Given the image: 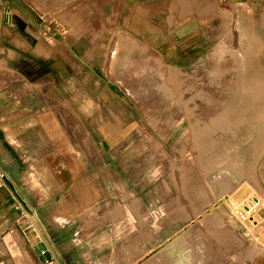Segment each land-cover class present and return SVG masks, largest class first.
Instances as JSON below:
<instances>
[{
	"label": "rangeland",
	"instance_id": "1",
	"mask_svg": "<svg viewBox=\"0 0 264 264\" xmlns=\"http://www.w3.org/2000/svg\"><path fill=\"white\" fill-rule=\"evenodd\" d=\"M34 2L48 34L82 21L78 0ZM192 4L200 33L181 34L167 19V43L184 47L173 53L177 66L123 28L102 36L100 60L81 79L70 69L75 80L64 86L37 84L10 52L0 55V83L47 95L44 108L69 141L70 157H46L56 199L70 191L54 215L66 236L60 249L74 254L65 264H251L258 248L264 254V0ZM241 8L253 12L251 23H237ZM180 22L189 29L190 17ZM220 42L228 48L216 54ZM248 89L255 103L241 116L232 108ZM74 91L85 96L70 98ZM9 250L21 264L38 262Z\"/></svg>",
	"mask_w": 264,
	"mask_h": 264
},
{
	"label": "crops",
	"instance_id": "2",
	"mask_svg": "<svg viewBox=\"0 0 264 264\" xmlns=\"http://www.w3.org/2000/svg\"><path fill=\"white\" fill-rule=\"evenodd\" d=\"M194 2L78 0L81 23L70 24L69 32L63 28L60 33L48 34L45 14L34 0H0V55L10 52L12 61L20 65L21 71L29 74L37 84L45 81L48 85L61 81L64 86L75 80L70 69L77 68L81 79L83 70L87 71L86 67L100 56L102 36L110 34L108 41L116 28H123L136 43L157 53L165 63L177 66L180 64H177L173 53L184 50V47L178 46L177 41L167 43L168 32L174 31L168 29L167 19H173L172 26L175 30L179 29L181 34L200 33L206 26L198 25L200 14L193 8ZM50 5L51 2H48ZM187 17H190L191 22L184 23L189 29L182 30L180 19L182 21ZM109 18L117 19V25H109ZM191 23H195V30ZM39 43L45 52L39 53ZM195 46L190 44L186 49ZM101 57L102 54L99 60ZM42 66L46 67V71ZM82 66L84 68L81 69ZM21 80L25 78L21 76ZM9 86L0 83V171L5 174L0 183V262L21 264L10 253L9 249H13L24 251L29 258L37 259V264H65L63 259L71 258L74 254L71 250L60 249L59 245L66 240V236L56 229L59 225H56L54 215L60 205L70 200V191L64 186L63 196L56 199L54 173L46 157H70L66 149L69 141L54 113L44 108L47 95L20 93L17 88L13 89L14 85L11 88ZM79 92L74 91L73 96L67 95L81 99L85 95ZM102 97L106 98L107 95L103 94ZM79 103L78 112L87 114L82 100ZM56 202L60 205L56 206ZM27 231L35 234L33 243ZM38 245L43 255H47L44 259L36 251ZM251 264H264V255L254 257Z\"/></svg>",
	"mask_w": 264,
	"mask_h": 264
},
{
	"label": "bare ground",
	"instance_id": "3",
	"mask_svg": "<svg viewBox=\"0 0 264 264\" xmlns=\"http://www.w3.org/2000/svg\"><path fill=\"white\" fill-rule=\"evenodd\" d=\"M241 11H242V17H240L237 21L238 24H242V21H248L251 23V21L254 19L253 17V12L251 10H245L244 8H241ZM241 16V15H240ZM262 23H264V7H263V11H262V19H261ZM228 47L223 44L222 42L218 43L216 45V48H215V51H216V54H221L223 53ZM44 47L41 43H39L38 45V51L39 53H42V52H45V50H43ZM244 52V51H243ZM241 52H239V55L241 56L242 54H240ZM243 57V63H242V68L240 69V72L243 73V70L247 69V65L249 60L248 58L246 57V54L242 56ZM242 78H243V81L244 82H247V78L245 77V75H243L241 77V81H240V84H242ZM170 79H173L170 77ZM249 91H247L246 95L242 97V99H240L239 102H236V105L233 106V110L240 114L242 116L247 114L248 112V109L251 108V106L253 105V102L255 103V101L253 100L252 98V95H253V90L252 89H248ZM251 93V94H249ZM74 152V151H73ZM70 166V165H69ZM249 206H252V203L250 201L247 202V204L245 205V211H249ZM245 214V213H244ZM259 249V248H258ZM256 250L253 254V256H259L261 254L259 250ZM264 255V254H262ZM254 259V258H253Z\"/></svg>",
	"mask_w": 264,
	"mask_h": 264
},
{
	"label": "built area",
	"instance_id": "4",
	"mask_svg": "<svg viewBox=\"0 0 264 264\" xmlns=\"http://www.w3.org/2000/svg\"><path fill=\"white\" fill-rule=\"evenodd\" d=\"M4 177H5V174H4V172H2V171H0V183L2 182V180L4 179ZM43 251L41 250V254L43 255ZM0 264H3L2 262H0Z\"/></svg>",
	"mask_w": 264,
	"mask_h": 264
},
{
	"label": "water",
	"instance_id": "5",
	"mask_svg": "<svg viewBox=\"0 0 264 264\" xmlns=\"http://www.w3.org/2000/svg\"><path fill=\"white\" fill-rule=\"evenodd\" d=\"M41 246L40 245H38L37 247H36V251L40 254L41 253ZM41 255V254H40ZM47 255H41V259H44L45 257H46Z\"/></svg>",
	"mask_w": 264,
	"mask_h": 264
}]
</instances>
